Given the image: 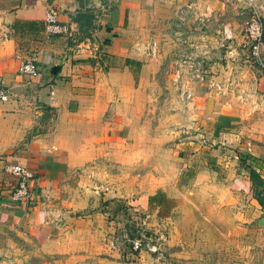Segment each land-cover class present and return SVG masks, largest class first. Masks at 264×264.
<instances>
[{
	"label": "crops",
	"instance_id": "0c3cea01",
	"mask_svg": "<svg viewBox=\"0 0 264 264\" xmlns=\"http://www.w3.org/2000/svg\"><path fill=\"white\" fill-rule=\"evenodd\" d=\"M245 1L246 8L252 3L264 18V0ZM244 3L107 0L102 5L101 0H0V85L8 93L7 100L0 101V247L10 244L11 232L52 244L60 229L90 228L91 216L102 209L101 195L91 189L92 180H104L108 165L114 167L113 178L120 180L115 173L124 164L132 167L154 161L156 148L150 143L141 146L138 139L156 130L155 105L164 113L166 101L175 97L180 101L173 90L177 82L184 88L180 92L184 98L189 95L195 100L189 108L179 103L177 115L186 129L192 127L189 116L197 115L199 123L194 126L199 132L193 140L173 142V154L164 150L163 155L169 163H175V158L178 165L193 170L188 188L201 174L212 178L221 190L243 183L233 173L217 179V165L196 166L195 152L206 145L201 137L224 134V126L232 123L229 118L240 109L232 101L245 99L247 84L253 79L257 86L264 82V73L257 76L246 54L243 58ZM87 9L95 17L92 37L80 38L70 16ZM49 10L68 35L46 38L43 17ZM223 26L232 31L230 41L222 40ZM183 57L189 59L188 65L179 67ZM32 59L39 75L22 76L18 65ZM9 164L31 171L30 203L12 199L15 181L4 170ZM171 172H163L162 185L155 189L173 206L167 187L178 193L185 187L175 182ZM117 188L113 186L114 191ZM155 193L140 195L134 202L149 210V198ZM259 223L264 224V216Z\"/></svg>",
	"mask_w": 264,
	"mask_h": 264
},
{
	"label": "rangeland",
	"instance_id": "374dc122",
	"mask_svg": "<svg viewBox=\"0 0 264 264\" xmlns=\"http://www.w3.org/2000/svg\"><path fill=\"white\" fill-rule=\"evenodd\" d=\"M240 1L246 4L245 0ZM241 9L245 21L250 9L246 5ZM245 54L248 57L246 50L243 58H246ZM246 60L259 76L257 66L249 57ZM160 75L163 76L162 71ZM254 82L253 79L251 85L247 84L245 99H233V105L240 109L236 116L229 118L232 123L224 126V134L215 138L216 134L201 137L206 145L195 152L199 158L196 166L212 164L214 168L217 165V179L233 173L241 177L243 183L238 181L234 189L221 190L212 178L201 174L188 188L186 182L193 170L183 163L178 165L175 158L172 160L175 163H169V158L163 155L164 150L169 151L168 155L173 154V142L193 140L199 132L194 126L199 123L197 115L189 116L193 124L190 129L184 127L177 115L179 103L182 102L184 108L195 103V100L184 98L180 93L184 88L177 82L173 90L180 101L177 97L166 101L164 113L159 112V105H155L153 124L156 130L142 133L141 141L138 139L141 146L150 143L156 148L154 161L132 167L124 164L121 172L117 173V169L115 173L120 180L113 178L114 167L108 165L104 180H92L94 187L91 189L101 195L102 209L97 208L91 216L90 228L60 229L52 244H45L38 238H22L11 232L10 244L0 247V264H264V224L259 223L264 215L246 171L247 163L264 179V82L261 86ZM249 156L255 157L256 161H250ZM209 159L214 160L209 162ZM222 164L228 165L221 167ZM169 170L175 182L185 187L179 189V193L167 187L173 206L164 196L158 195L159 189H155L156 185H162L163 172ZM115 185L118 188L114 191ZM155 191L148 201L149 210L140 209L134 202L140 195H152ZM109 193L110 197H106ZM110 200L115 203L111 204ZM136 237L147 243L144 242L140 252L133 251L131 246ZM146 245L157 246L156 252H146ZM139 254L143 256L139 257Z\"/></svg>",
	"mask_w": 264,
	"mask_h": 264
},
{
	"label": "built area",
	"instance_id": "2783aa9c",
	"mask_svg": "<svg viewBox=\"0 0 264 264\" xmlns=\"http://www.w3.org/2000/svg\"><path fill=\"white\" fill-rule=\"evenodd\" d=\"M107 0H101L102 5ZM250 9L246 20L243 23L242 29V46L246 47V53L251 62L257 66L259 72L264 73V18L257 12L256 7L249 3ZM43 32H45L46 38L59 35H68L70 32L64 27L58 24L54 11L49 10L45 12L43 17ZM232 31L229 27L223 26L222 40L230 41L232 39ZM189 59L183 57L179 61V67L182 65H188ZM18 72L28 76L29 78L37 77L39 75L37 66L34 60H26L18 65ZM176 78H180V71H175ZM210 85H213L210 83ZM7 90L0 86V100L5 101L7 99ZM189 98V95L186 96ZM4 170L14 178V187L12 189V199L19 203L28 204L32 201V192L29 189V182L32 180L33 175L30 170L19 164L5 165ZM144 242L140 237H136L132 240L133 251H142L144 249ZM145 244H147L145 242ZM157 246L146 245V252L155 253Z\"/></svg>",
	"mask_w": 264,
	"mask_h": 264
},
{
	"label": "trees",
	"instance_id": "16d2710c",
	"mask_svg": "<svg viewBox=\"0 0 264 264\" xmlns=\"http://www.w3.org/2000/svg\"><path fill=\"white\" fill-rule=\"evenodd\" d=\"M94 13L90 9L81 11L77 10L70 16V19L75 23L77 29L81 32L80 38H91L92 21L94 20ZM250 161H256V158L249 156ZM246 171L248 179L253 186V192L257 203L261 207V211L264 215V179L261 178L256 169L246 163Z\"/></svg>",
	"mask_w": 264,
	"mask_h": 264
}]
</instances>
